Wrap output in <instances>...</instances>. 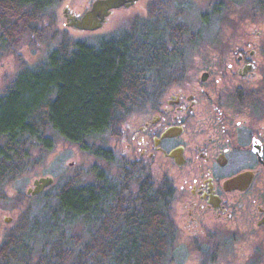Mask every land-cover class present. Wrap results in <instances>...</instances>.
I'll list each match as a JSON object with an SVG mask.
<instances>
[{"label":"trees","instance_id":"16d2710c","mask_svg":"<svg viewBox=\"0 0 264 264\" xmlns=\"http://www.w3.org/2000/svg\"><path fill=\"white\" fill-rule=\"evenodd\" d=\"M62 1L0 0V54L29 35L31 42L53 43L41 60H22L0 91V189L58 137L113 162L108 140L118 138L128 114L168 73L161 65L176 40L152 17L89 41L56 25L52 12ZM120 171L114 177L98 166L93 182L72 179L50 196L54 203L47 198L39 215L27 211L20 223L29 227L12 244L13 256L20 257L24 242L27 260L14 264H168L175 238L171 190L163 179ZM31 252L42 260L32 262Z\"/></svg>","mask_w":264,"mask_h":264},{"label":"flooded vegetation","instance_id":"af4514ba","mask_svg":"<svg viewBox=\"0 0 264 264\" xmlns=\"http://www.w3.org/2000/svg\"><path fill=\"white\" fill-rule=\"evenodd\" d=\"M134 5L176 42L160 87L114 139L119 169L163 179L171 190L174 264H264V0L121 7ZM87 9L67 7L68 26L82 30L70 23ZM8 198L0 191V264L23 263L24 242L20 257L12 244L29 227L20 223L27 212L16 216ZM34 253L30 260L40 262Z\"/></svg>","mask_w":264,"mask_h":264},{"label":"rangeland","instance_id":"374dc122","mask_svg":"<svg viewBox=\"0 0 264 264\" xmlns=\"http://www.w3.org/2000/svg\"><path fill=\"white\" fill-rule=\"evenodd\" d=\"M92 1L63 0L52 12L55 15L56 25L76 38L93 41L100 36L116 35L123 30H127L137 16L145 17L146 15V12L138 5L128 8L121 7L114 10L99 29L86 31L69 27L65 16L66 8L69 7L83 12L91 5ZM46 19L48 21V18ZM25 38L14 51H6L0 54V91L8 84L9 78L17 72L22 60L30 64L35 63L46 55L49 45H53L52 42L45 39H35V42H31L33 38L30 35ZM108 141L110 147H113L114 139ZM98 166L108 170L114 177H118L121 172L120 167H118V156L113 162H106L96 158L79 145L58 137L54 139L52 148L45 152L40 160L35 161L30 169H23L12 180L3 184L0 190L7 193L9 197V200H6L7 205H10L11 202L18 204L13 209L16 216L20 217L27 211H31L33 215H39L40 209L47 198L56 193L64 183L72 179L77 180L76 182L79 184L93 182L95 179L94 169ZM46 175H51L54 178L53 183L43 191L47 192L40 196L28 194L27 190L33 184V180L36 177ZM49 200L54 203L53 198L50 197ZM182 253L183 251L177 253L178 259H183ZM171 260L168 264H174Z\"/></svg>","mask_w":264,"mask_h":264},{"label":"water","instance_id":"95a60500","mask_svg":"<svg viewBox=\"0 0 264 264\" xmlns=\"http://www.w3.org/2000/svg\"><path fill=\"white\" fill-rule=\"evenodd\" d=\"M135 0H93L91 6L84 14L72 21L70 24L82 30H96L103 26L107 16L114 8L121 6H129ZM54 181L53 176L46 175L36 177L33 184L29 186L27 193L36 195L41 193L46 187L50 186Z\"/></svg>","mask_w":264,"mask_h":264}]
</instances>
